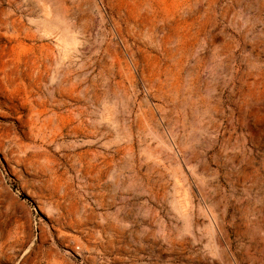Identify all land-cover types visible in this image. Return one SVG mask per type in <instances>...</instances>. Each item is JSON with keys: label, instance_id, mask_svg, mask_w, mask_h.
I'll use <instances>...</instances> for the list:
<instances>
[{"label": "rangeland", "instance_id": "374dc122", "mask_svg": "<svg viewBox=\"0 0 264 264\" xmlns=\"http://www.w3.org/2000/svg\"><path fill=\"white\" fill-rule=\"evenodd\" d=\"M12 1L0 264H264V0Z\"/></svg>", "mask_w": 264, "mask_h": 264}, {"label": "bare ground", "instance_id": "6f19581e", "mask_svg": "<svg viewBox=\"0 0 264 264\" xmlns=\"http://www.w3.org/2000/svg\"><path fill=\"white\" fill-rule=\"evenodd\" d=\"M64 1V0H63ZM130 1V0H129ZM133 2H135V1H138V0H132ZM38 2H39V0H38ZM49 2V1H48ZM128 2V1H127ZM130 3V2H129ZM142 3V2H141ZM12 4H13V6L15 7V9L16 10H18L19 8H20V6H19V4H17L16 3V0H13L12 1ZM131 5H133L132 3H130ZM135 5H137V3L135 4ZM129 7V6H128ZM133 7H134V5H133ZM11 8V7H10ZM26 8V7H25ZM137 8V7H136ZM139 8V7H138ZM11 10V9H10ZM136 10V9H135ZM46 11V10H45ZM132 11H133V9H132ZM139 11V10H138ZM134 12V11H133ZM137 12V11H136ZM7 16V15H6ZM4 17H5V15H4ZM19 17H22V16H20L19 15ZM28 17V16H27ZM15 18V17H14ZM17 18V17H16ZM46 18V17H45ZM1 19V18H0ZM20 19V18H19ZM19 19H18V21H19ZM22 19V18H21ZM1 21V20H0ZM23 22V21H22ZM141 22H142V20H141ZM17 24H19V22L17 23V20L16 19H13V17H11V16H8V18L4 21V20H2V22H0V26L1 27H4V29L7 31L8 29H9V27L12 29L11 31H13V33H17L18 32V30L17 29H19V28H17L16 26H17ZM21 25V24H20ZM141 25V24H140ZM19 26V25H18ZM23 26H24V24H23ZM22 26V27H23ZM25 28H26V26H24ZM37 28V27H36ZM25 30H27V29H25ZM38 30V29H37ZM10 31V32H11ZM24 31V30H23ZM26 32H28V31H25V33ZM1 33V32H0ZM22 34V33H21ZM34 35V34H33ZM30 36V35H29ZM35 36V35H34ZM29 38V37H28ZM31 38H33V36L31 37ZM63 39H64V37H63ZM65 40V39H64ZM61 41V40H60ZM66 43H67V41H66ZM65 43V41H64V45L66 44ZM67 45V44H66ZM60 46V45H59ZM67 47V46H66ZM66 47H64L65 48V50L67 49ZM63 48V47H62ZM9 50V49H8ZM60 50V49H59ZM62 50V49H61ZM65 50H63L64 52H65ZM66 51H68V50H66ZM14 52V51H13ZM64 52H63V54H64ZM67 53V52H66ZM65 53V54H66ZM64 54V57H62V60H66V55ZM15 58V57H14ZM64 58V59H63ZM61 60V59H60ZM61 60V61H62ZM64 62V61H63ZM62 62V63H63ZM34 64V63H33ZM61 64V63H60ZM36 65V64H35ZM63 65V64H62ZM61 65V66H62ZM37 66V65H36ZM8 67V66H7ZM6 67V68H7ZM34 67V66H33ZM49 67V66H48ZM5 70L4 69V67H0V70ZM63 69V68H62ZM63 71V70H62ZM61 71V72H62ZM65 71V70H64ZM64 74V73H63ZM31 76V75H30ZM38 76V80H39V82H41L42 81V79H43V76L44 75H37ZM58 76V75H57ZM55 77L56 78V80H58V81H53V83L54 82H56V87L54 88V92L57 94V97H55V98H53L52 99V106H54V105H56V106H63V105H65L66 104V101H67V95H68V89H70V88H67V86H68V79H69V75H59L60 76V78L59 79H57L58 77ZM3 77H4V75H3ZM35 77V76H34ZM48 77V76H47ZM50 77H51V75H50ZM52 77H53V75H52ZM6 78H8V76L6 75ZM10 78H11V76H10ZM13 78V77H12ZM16 78V77H15ZM29 78V77H28ZM17 79V78H16ZM50 80H55L54 79V77L53 78H49V81ZM75 80V79H74ZM38 82V81H37ZM51 83H52V81H50V86H51ZM255 83H256V81H255ZM55 84V83H54ZM36 85H37V83H36ZM78 85V84H77ZM257 86V85H256ZM35 87H38V85L37 86H35ZM53 87V86H52ZM249 87V86H248ZM31 89V88H30ZM260 89V88H259ZM49 92V91H48ZM51 92V91H50ZM52 92H53V90H52ZM250 92V95H249V97L251 96H253V98H252V100L250 99V103L248 102H245V104H244V106H245V108H246V110H241V118L240 119H242L241 121H242V123H243V125H245V127H246V129L248 130V131H251V121H252V119H255V116L257 115V113H259V111H260V109L262 110V112H264V106H262V107H260V101H259V99H258V95H257V93H255V91H249ZM73 93V92H72ZM50 96V95H49ZM42 97V96H41ZM250 97V98H251ZM35 98V97H34ZM77 99H79V98H77ZM40 99H38V101H39ZM246 101H247V99H246ZM44 103V102H43ZM40 104V103H39ZM240 104V103H239ZM262 104V103H261ZM44 105H45V103H44ZM244 108V109H245ZM49 110V109H48ZM44 111V110H43ZM232 111V110H231ZM52 112H54V109H52ZM37 113V112H36ZM55 113V112H54ZM223 113V112H222ZM74 114V113H73ZM77 114V113H76ZM221 115V114H220ZM220 115H219V117H220ZM232 115V114H231ZM74 116V115H73ZM260 117V116H259ZM259 117H257V118H259ZM53 118V117H52ZM230 118H231V116H230ZM35 119H36V117H35ZM38 119V118H37ZM36 119V120H37ZM220 119V118H219ZM46 120V119H45ZM218 119H215V121H217ZM238 121H239V119H238ZM240 121V122H241ZM255 121V120H254ZM259 121V120H258ZM42 122V121H41ZM217 125V124H216ZM79 126V125H78ZM216 128V127H215ZM73 130V129H72ZM76 131V130H75ZM82 131V130H81ZM50 134V133H49ZM98 134V132H96V131H90V134H85V136L87 137V138H90V137H93L94 135H97ZM42 135V134H41ZM47 140V139H46ZM96 155H94V157H95ZM37 157V156H36ZM93 157V158H94ZM79 159V158H78ZM90 159V158H89ZM46 160H47V163H48V165H47V168H48V170H49V172L51 173V177H53L54 179H57L58 177L56 176V174H55V172H54V170H53V168H52V166H51V164H52V161H50V159H48V158H46ZM53 160V159H52ZM46 162V161H45ZM55 162V161H54ZM51 163V164H50ZM101 167H100V165H99V163H97V160H95V159H91V160H89L87 163H86V174L89 176V177H91V179L94 181V180H96V181H99L100 180V175H101ZM178 207H179V205H178ZM118 234V233H117Z\"/></svg>", "mask_w": 264, "mask_h": 264}]
</instances>
